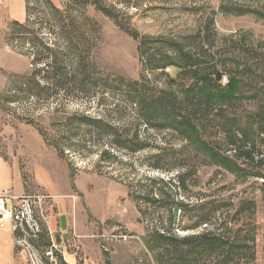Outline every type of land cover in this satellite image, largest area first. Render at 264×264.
<instances>
[{
    "label": "rangeland",
    "instance_id": "1",
    "mask_svg": "<svg viewBox=\"0 0 264 264\" xmlns=\"http://www.w3.org/2000/svg\"><path fill=\"white\" fill-rule=\"evenodd\" d=\"M28 12L21 35L0 38V191L32 198L36 256L49 263L45 249L55 242L60 264H158L152 237L169 218L164 193L186 205L172 209L174 234L246 236L253 250L244 264H264V139L256 131L232 149L223 132L235 128L230 115L245 126L264 106V0H28ZM191 49L222 72L223 86L242 80L215 117L194 107L192 74L145 66L144 51L164 67ZM134 87L144 102L129 94ZM167 97L187 100L202 137L240 166L169 128L155 113ZM134 135L141 150L130 149ZM246 149L254 161L238 158ZM179 176L183 184L169 182ZM215 208L219 220L196 227ZM2 236L0 264H32L10 225Z\"/></svg>",
    "mask_w": 264,
    "mask_h": 264
},
{
    "label": "trees",
    "instance_id": "2",
    "mask_svg": "<svg viewBox=\"0 0 264 264\" xmlns=\"http://www.w3.org/2000/svg\"><path fill=\"white\" fill-rule=\"evenodd\" d=\"M27 15L28 18L24 24H20L18 22L13 23L9 34H22L25 24L30 19L28 6ZM8 40L5 39V42L8 44L14 43L12 40ZM179 52L180 54L184 53V48H180ZM191 52L192 49L188 54H184L185 56L183 63H176V65L163 67L160 63L162 60H158L156 58L153 59L151 57L154 56L152 53L149 51H144V57L147 59L145 66L153 69L164 68L166 71L168 68L175 66L176 69H178V73L176 74L177 76L186 71L192 74L194 83L190 89H188V92L191 94L192 98L196 99L197 101V103L193 102L194 107L199 109L200 112L202 111L203 115L208 116H210V114L205 112L212 110L211 115H213L212 117H215L218 115L220 110H223L224 107H228L229 104H232L235 101L237 95L236 91L239 87L240 81L242 80H239L237 77H231L228 78L225 86H223L220 84L221 80L223 79L222 72L218 71L215 68V65H208L204 60V57H199V54ZM137 90L138 89L136 87L133 89L130 88L129 94L133 95V97L135 96L134 98L138 103L139 101L144 102L145 96H142ZM139 94L141 96H139ZM166 100V104L155 108V113H158L169 122V128L181 133L182 136L188 140L189 145L196 147L198 150L206 151L212 157L220 160L224 164L228 165L227 163L233 162L231 164L233 167H237L238 165L240 166V164H237V162L234 161L235 158L229 156L227 152H220L219 149L214 148L211 143L207 142L202 137V132L199 131V128L195 122V118H197L196 112L195 110L191 109V105L187 103V100L181 101L176 99L174 102V99L171 97H167ZM148 108H150V105H147L142 109L146 110ZM183 109H185V111H183ZM213 111L216 113L214 114ZM200 114L201 113H199V116ZM87 120L96 124L100 129H111V126H109V124L103 120L91 118H87ZM241 121L242 119H240V117L234 115H230L227 118V122L230 126L235 125V128L230 127L223 130L224 136L228 139L227 144L231 148L239 147L245 141H248L249 136L256 131L257 134L264 139V106L257 110V114H253L249 117V121H247L245 126L241 124ZM255 123H257V130L256 127L255 129L252 128L254 127L253 124ZM133 140L134 144L136 143V146L130 148L132 151L141 150L145 146L144 144L138 142L136 135H134ZM252 155L253 154L246 149L243 152H239L238 158L241 159L244 157L245 159H251L254 161L255 158H253ZM259 162L260 164H263L264 157L261 158ZM260 177L264 179V176L261 175ZM172 181H175L177 184H183L181 176L177 177L175 180L170 179L169 182L171 183ZM156 196L158 195L155 193L151 194L149 191L145 197H148L150 200H156ZM158 197L161 200H168L170 202V204L164 202L167 205H170L168 207V220L163 222V228L156 231V234L154 237H152L154 240L158 241L156 249L162 251L161 254L157 255L158 264H200L204 261H209L212 264H222V262L228 264L229 261L233 260H235L234 264H244L247 262L248 254L253 250V244L248 237L246 238L245 236L244 238H240L239 235H237L232 239L223 233L204 232L198 235L191 234L189 236L180 238L173 233L175 229L176 218L175 214H172V209H180L182 212L186 205L182 200H177V198L171 200V197H166L164 193H161V195ZM216 211H218V208H215L201 216L199 215L195 222L196 227L200 225H210L214 220L218 221L219 218L213 216ZM220 222H223V220ZM214 225L215 226L213 227L216 229V231L221 232L223 230L222 224L218 225L217 222H215Z\"/></svg>",
    "mask_w": 264,
    "mask_h": 264
},
{
    "label": "built area",
    "instance_id": "3",
    "mask_svg": "<svg viewBox=\"0 0 264 264\" xmlns=\"http://www.w3.org/2000/svg\"><path fill=\"white\" fill-rule=\"evenodd\" d=\"M35 205L30 196H17L11 189L0 191V228L10 225L14 235V243L29 256L32 264H60L57 254L63 251L52 242L45 249V257L49 263L36 256L33 247L28 243V238L39 235V222L35 214ZM16 231L21 235H15ZM65 259V257L63 256ZM67 261V260H66ZM65 261V262H66ZM66 264H70L66 262Z\"/></svg>",
    "mask_w": 264,
    "mask_h": 264
},
{
    "label": "crops",
    "instance_id": "4",
    "mask_svg": "<svg viewBox=\"0 0 264 264\" xmlns=\"http://www.w3.org/2000/svg\"><path fill=\"white\" fill-rule=\"evenodd\" d=\"M27 6V0H0V38H4L13 23L24 24L27 21ZM7 236H2L0 242L3 240L4 243H8Z\"/></svg>",
    "mask_w": 264,
    "mask_h": 264
},
{
    "label": "water",
    "instance_id": "5",
    "mask_svg": "<svg viewBox=\"0 0 264 264\" xmlns=\"http://www.w3.org/2000/svg\"><path fill=\"white\" fill-rule=\"evenodd\" d=\"M169 69V68H168Z\"/></svg>",
    "mask_w": 264,
    "mask_h": 264
}]
</instances>
